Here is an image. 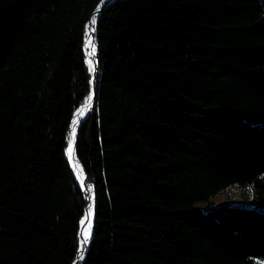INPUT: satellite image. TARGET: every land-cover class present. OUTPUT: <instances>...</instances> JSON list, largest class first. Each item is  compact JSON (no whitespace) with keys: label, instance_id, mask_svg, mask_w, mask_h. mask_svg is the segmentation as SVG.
<instances>
[{"label":"trees","instance_id":"1","mask_svg":"<svg viewBox=\"0 0 264 264\" xmlns=\"http://www.w3.org/2000/svg\"><path fill=\"white\" fill-rule=\"evenodd\" d=\"M100 2L0 0V264H72L80 248L66 150ZM95 17L83 264H263L264 0H115ZM235 185L248 203H213Z\"/></svg>","mask_w":264,"mask_h":264},{"label":"water","instance_id":"2","mask_svg":"<svg viewBox=\"0 0 264 264\" xmlns=\"http://www.w3.org/2000/svg\"><path fill=\"white\" fill-rule=\"evenodd\" d=\"M115 0H104V2H100V4L98 5V7L96 8V10L93 12V15L91 16L90 20L88 21L87 23V31H88V28L91 26L93 28V36H92V43L95 45L96 47V55H95V58H96V61H95V67H96V72L95 73H92V79H91V93H92V97H93V100H92V106L91 108L88 110V112L82 117L80 123L77 125L76 127V136H75V144L73 145V148H74V158L76 160L77 163L80 164V166L83 168L78 156H77V153H76V142H77V136H78V129L80 127V125L82 124V122L90 115V113L92 112L93 110V107H94V104H95V100H96V93H95V88H96V84H97V75H98V71H99V67H100V52H99V46H100V43H99V40H98V34H97V22H98V18H96V23L94 25L91 24V19L93 16L97 15V14H100L101 11L106 8L108 5L112 4ZM99 8V11H97V9ZM85 50H86V54H87V51H88V48H87V45L85 44ZM87 60V63H88V57L86 58ZM82 106V105H81ZM80 106V107H81ZM79 107V108H80ZM76 112V111H75ZM75 115V113H74ZM74 117V116H73ZM73 120V119H72ZM71 129H72V122H71ZM69 143H70V140H69ZM69 147V145H68ZM68 149V148H67ZM66 154H67V150H66ZM68 155V154H67ZM71 162H72V167L74 169V172H75V175L77 176L76 174V170H75V167H74V164H73V161L71 159ZM84 169V168H83ZM84 177H85V180H84V184L85 186L82 187V189L84 190V193L86 195V209H85V215H86V210H87V207L89 205V199L87 197H89V192L91 191L92 192V195H93V216H92V230H93V223H94V209H95V188H94V185L92 183H90L88 180H87V174L84 170ZM77 179L81 185V182L79 180V177L77 176ZM87 185H91V190L89 191ZM84 215V216H85ZM84 218V217H83ZM82 218V219H83ZM82 229H83V226L81 225V231H80V234L82 232ZM92 238V237H91ZM80 239H81V236H80ZM91 241V239H90ZM89 245H90V242L88 243L87 245V248H86V251L84 252L83 256L84 258L81 259L80 257V248L78 250V253L76 255V257L74 258L72 264H75V262L80 258V264H83L84 263V260L86 259V256H87V253H88V250H89ZM81 247V245H80Z\"/></svg>","mask_w":264,"mask_h":264},{"label":"snow or ice","instance_id":"3","mask_svg":"<svg viewBox=\"0 0 264 264\" xmlns=\"http://www.w3.org/2000/svg\"><path fill=\"white\" fill-rule=\"evenodd\" d=\"M101 2L103 3L104 0H101ZM97 11H99V8L97 9ZM95 23H96V18H95V16H93L92 19H91V24L94 25ZM88 46L91 49L90 52L88 53L89 57H94L96 55V48H95V45L92 43L90 38L88 40ZM88 66H89V71L90 72H92V73L96 72V67H95L93 59L90 58L88 60ZM92 100H93V97H92V94H90L87 97V107L88 108H91ZM84 114L85 113H84L83 110H79L78 115L80 117H83ZM79 123H80L79 119H74L72 121V124H73L72 139H71V141L69 143V147L67 149V154H68L70 159H72L73 156H74L73 145L75 144L76 125H78ZM76 168H77V171H78V177H79V180L81 182V186L84 187L85 186V184H84V180H85L84 169L82 167H80L78 164L76 165ZM87 187H88V189L90 191L91 190V185H87ZM87 198L88 199H92L91 196H89ZM92 216H93V206H92V204H89L88 207H87V210H86V215L80 221V224L82 226H84L83 227V231L80 234V236H81V239H80V245H81V247H80V257H81V259L84 258L83 254L86 251L87 245L90 242V239H91V237L93 235V233H92ZM85 221H87L86 226H85Z\"/></svg>","mask_w":264,"mask_h":264},{"label":"rangeland","instance_id":"4","mask_svg":"<svg viewBox=\"0 0 264 264\" xmlns=\"http://www.w3.org/2000/svg\"><path fill=\"white\" fill-rule=\"evenodd\" d=\"M88 52H90V48L89 47H88ZM212 200H213V203L215 205L246 204V203H248V202L244 201V199H243V191L237 185L231 186V187L227 188L226 190L220 192ZM196 206L199 207L202 210H205L206 206H207V203L199 202V203L196 204Z\"/></svg>","mask_w":264,"mask_h":264},{"label":"bare ground","instance_id":"5","mask_svg":"<svg viewBox=\"0 0 264 264\" xmlns=\"http://www.w3.org/2000/svg\"><path fill=\"white\" fill-rule=\"evenodd\" d=\"M92 32H93V28L90 26L89 28H88V31H87V37H86V45H87V48L89 47L88 46V40H89V38L91 39V41H92V36H93V34H92ZM90 48V47H89ZM96 48V47H95ZM91 50V49H90ZM88 51H87V57H88V60L91 58V59H93V61H94V64H95V61H96V58H95V56L94 57H89V55H88ZM92 94V93H91ZM90 108H88L87 107V101L75 112V115H74V118H73V120L74 119H79V121H81V119H82V117H80L79 115H78V112H79V110H83L84 111V113L86 114L87 112H88V110H89ZM84 114V115H85ZM72 120V121H73ZM76 127H77V125H76ZM72 128H73V124H72ZM70 137H71V139H72V129H71V131H70ZM71 139H70V141H71ZM72 161H73V164H74V167H75V170H76V174H77V176H78V171H77V168H76V165L78 164L79 166H80V164L79 163H77L76 162V160H75V158H74V156H73V158H72ZM81 167V166H80ZM89 196H91L92 197V199H89V204H92V206H93V195H92V192L90 191L89 192ZM86 224H87V221H85V226H86ZM84 227V226H83ZM82 231H83V229H82ZM75 264H80V258L75 262Z\"/></svg>","mask_w":264,"mask_h":264}]
</instances>
